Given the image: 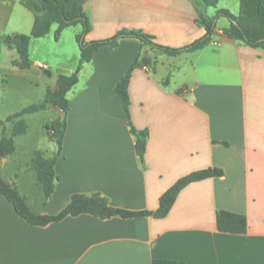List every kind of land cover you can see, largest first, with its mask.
<instances>
[{
	"label": "crops",
	"instance_id": "1",
	"mask_svg": "<svg viewBox=\"0 0 264 264\" xmlns=\"http://www.w3.org/2000/svg\"><path fill=\"white\" fill-rule=\"evenodd\" d=\"M198 6L195 0H87L85 40L140 30L158 44L184 47L206 33L197 22ZM218 9L238 15L240 0H218L206 12L215 16ZM35 19L22 0H0L3 89L9 73L27 74L40 65L46 93L55 91L59 76L73 74L79 65L82 24L66 27L58 39L53 24L46 36L32 38V66L15 64L19 52L7 38L30 34ZM229 26L221 16L206 45L178 55L142 48L135 37L95 51L66 95L67 129L55 165L60 180L50 199L36 173L42 193L29 198L17 178L3 175L13 153L0 158L4 180L16 185L34 213L44 215L62 211L74 193H100L115 207L155 211L162 194L181 177L209 167L224 174L188 184L164 217L83 213L39 225L20 216L0 194V264H153L154 259L264 264V51L228 37L224 30ZM34 43L54 44L53 64L32 57ZM140 52L151 63L133 69L128 90L132 124L148 132L143 161L114 91ZM57 109V118L62 117ZM53 142L54 156L58 145ZM220 210L245 215L247 232L220 231Z\"/></svg>",
	"mask_w": 264,
	"mask_h": 264
},
{
	"label": "trees",
	"instance_id": "2",
	"mask_svg": "<svg viewBox=\"0 0 264 264\" xmlns=\"http://www.w3.org/2000/svg\"><path fill=\"white\" fill-rule=\"evenodd\" d=\"M87 0H22V3L35 14V23L30 34H15L7 38L19 52V60L15 64L20 68L32 66L30 59V43L32 38H40L50 33L52 25L57 24L56 38L69 26L82 24L83 30L77 35L80 44V61L76 71L71 75H60L57 81V89L47 90L45 99L39 103L30 104L12 114L5 119H0V158L6 157L16 150L15 136L26 133L28 124L23 118L24 115L46 109L49 105L58 106L63 112V117H59L46 124L47 132L52 140L58 145V150L53 157H46L44 152L36 150L32 158V168L37 173L38 180L42 186L46 200L50 199L56 183L60 176L56 173L55 165L63 149L64 136L67 129V112L69 101L66 98L67 92L78 82L79 72L85 62L91 61L93 54L102 46L115 48L119 41L126 37H135L141 40L142 48L149 46L153 50L168 55H178L185 51H192L206 45L216 31L217 20L225 16L230 20V26L224 33L233 39L243 41L246 44L261 48L264 51V0H240V11L234 15L228 9H218L215 16H210L206 12L209 6H216L218 0H195L198 6L197 22L206 29L203 37L197 39L184 47H170L158 44L153 41V37L140 30H121L114 36L86 42L85 37L90 31V22L84 4ZM151 60L141 52L130 66L128 71L117 82L114 91L120 97L121 104L126 112L128 125L132 134L136 137V151L143 161L147 145V130H137L131 121L130 115V95L129 83L132 71L136 67L147 66ZM7 123H13L11 134L7 133ZM224 171L218 167L194 171L178 179L160 197L159 207L155 211L142 210L132 211L111 205L109 200L100 193L85 194L74 193L70 203L59 213L54 215H44L34 213L19 193L16 185L6 182L2 176L0 168V194L10 200L20 216L32 224L45 225L54 221L62 220L67 216H76L89 213L101 218L120 216L123 218L153 215L164 217L171 210L181 190L188 184L210 177L222 176ZM217 227L222 232L246 233L248 221L245 215L226 210L217 212ZM153 264H185L184 261L176 259H154Z\"/></svg>",
	"mask_w": 264,
	"mask_h": 264
},
{
	"label": "rangeland",
	"instance_id": "3",
	"mask_svg": "<svg viewBox=\"0 0 264 264\" xmlns=\"http://www.w3.org/2000/svg\"><path fill=\"white\" fill-rule=\"evenodd\" d=\"M53 31L52 38L55 35ZM49 45L53 46L54 44ZM51 46L46 47L45 45L34 43L31 50L32 57L39 59L40 64H44L45 60L53 64ZM40 67V65L37 66L36 70L27 74L9 73L6 76L5 83L3 82L4 85L6 84V88L0 87V119H5L10 114L30 104L42 102L45 99L47 87L40 77ZM57 107L56 105H49L45 110L30 113L23 117L28 124V130L26 133L14 137L16 151L8 157V163L3 169L4 177L14 181L17 178L16 184L22 188L29 198L36 196L40 192L42 193L36 187L37 180L35 175L37 173L31 165L35 151L41 150L45 152L46 157H51L54 154L53 147L55 143L50 140L45 123L61 115V111ZM12 126L13 123L7 124L8 134H11ZM36 210L38 209L36 208Z\"/></svg>",
	"mask_w": 264,
	"mask_h": 264
}]
</instances>
